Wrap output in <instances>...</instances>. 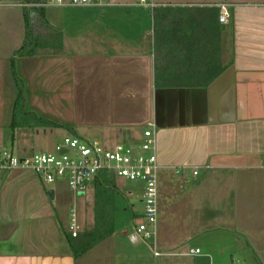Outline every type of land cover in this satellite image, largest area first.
<instances>
[{"label": "crops", "instance_id": "obj_1", "mask_svg": "<svg viewBox=\"0 0 264 264\" xmlns=\"http://www.w3.org/2000/svg\"><path fill=\"white\" fill-rule=\"evenodd\" d=\"M124 1L83 6L68 31L32 11L36 33L52 37L16 60V98L37 105L44 88L50 103L93 104L107 146L139 143L155 124L160 254H136L135 231L114 228L77 256L67 233L79 196L14 169L0 177V264H264V0ZM7 33L0 14V105L25 17L11 56Z\"/></svg>", "mask_w": 264, "mask_h": 264}, {"label": "rangeland", "instance_id": "obj_2", "mask_svg": "<svg viewBox=\"0 0 264 264\" xmlns=\"http://www.w3.org/2000/svg\"><path fill=\"white\" fill-rule=\"evenodd\" d=\"M131 1L136 2L137 0ZM116 2L125 1L116 0ZM45 9L47 20L66 31L71 30L75 19L87 16L86 9H83L82 6L49 5ZM0 14L3 15V20L6 21L11 56L13 54L12 50L17 49L24 38L23 3L20 0H0ZM33 18L36 19L35 16ZM8 74V101L0 105V116L2 115L3 119V126L0 127V149L13 150L18 156L22 153L51 149L56 142L65 136L77 135L87 141L97 140V129L93 125H101L104 121L91 119L90 115L87 114L86 109L93 107V104H82L80 99L70 103L61 100L56 104L52 100V103H50V93L47 89L42 88L40 89L42 90V94H40L41 101L37 104L38 106L32 103V99L29 101L26 97L25 102L16 108L14 101L18 89L10 73V68ZM88 110L90 111V109ZM14 113H16L15 116ZM13 118L16 122L13 121ZM5 119L8 120L9 127H6ZM115 183L117 188L113 194L115 232L120 234L126 230L131 235L134 231L135 220L144 208L141 195L142 185L138 186L136 182L122 177L116 178ZM51 186L53 188L57 187L56 184ZM130 192L132 194L128 195ZM64 193L71 199L69 188H64ZM89 195H92L91 199L83 195L78 198V215L79 220H82V225H80L83 232L92 231L95 225L93 187ZM132 247V250H135L138 255H149L151 251L146 242L133 244Z\"/></svg>", "mask_w": 264, "mask_h": 264}, {"label": "built area", "instance_id": "obj_3", "mask_svg": "<svg viewBox=\"0 0 264 264\" xmlns=\"http://www.w3.org/2000/svg\"><path fill=\"white\" fill-rule=\"evenodd\" d=\"M142 7L155 9L159 6L155 0H137ZM105 0H44L37 6H103ZM23 6H29L23 3ZM223 9L226 5L222 6ZM221 22L228 21V13L220 15ZM158 143L155 124L149 123L139 143H117L107 146L100 141H87L77 135L65 136L49 150L33 152L29 155H16L13 150L0 149V177L16 169H28L35 172L43 183L54 185L66 182L77 196L90 197L93 182L101 173L108 172L116 178L122 177L142 185L143 213L135 221L134 235L141 242L150 245L155 256L158 233V196L159 171ZM195 174L197 172H194ZM132 194L131 192L129 193ZM77 208L70 212V232L77 236L80 232ZM190 254L200 253V249H191Z\"/></svg>", "mask_w": 264, "mask_h": 264}, {"label": "trees", "instance_id": "obj_4", "mask_svg": "<svg viewBox=\"0 0 264 264\" xmlns=\"http://www.w3.org/2000/svg\"><path fill=\"white\" fill-rule=\"evenodd\" d=\"M22 3L28 4L29 6H23L24 17H25V28L26 35L23 45L16 51V54L11 62L12 75L18 86L22 85V80L19 77L16 70V60L21 57L33 56L36 54H44L47 48L48 39L50 34H37L32 25L31 13L36 11L42 20L45 22V7L37 6L35 4L42 3L44 0H20ZM218 18H220L219 13H217ZM56 39L59 38L55 34ZM52 37V36H51ZM23 94L16 98V108L19 107L25 101L22 97ZM15 112V111H14ZM16 113H14L15 116ZM13 121L16 122L15 118ZM71 130H73L71 128ZM116 177L108 172H103L99 177L93 182V192H94V220L95 225L92 231L83 232L80 231L77 236H72L71 233H67V238L76 252L77 256H81L88 250L96 246L99 242L103 241L109 237L114 232V220H113V194L115 192Z\"/></svg>", "mask_w": 264, "mask_h": 264}, {"label": "water", "instance_id": "obj_5", "mask_svg": "<svg viewBox=\"0 0 264 264\" xmlns=\"http://www.w3.org/2000/svg\"><path fill=\"white\" fill-rule=\"evenodd\" d=\"M51 193H53V190H51ZM136 237V236H135ZM133 239V237H131V240ZM133 241V240H132Z\"/></svg>", "mask_w": 264, "mask_h": 264}]
</instances>
